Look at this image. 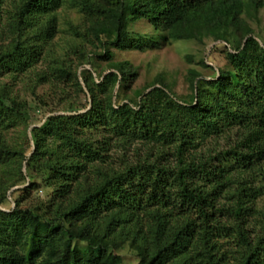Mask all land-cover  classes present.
Segmentation results:
<instances>
[{
	"label": "trees",
	"instance_id": "trees-1",
	"mask_svg": "<svg viewBox=\"0 0 264 264\" xmlns=\"http://www.w3.org/2000/svg\"><path fill=\"white\" fill-rule=\"evenodd\" d=\"M66 5L88 23L84 34L72 26L70 33L107 61L98 83L89 69L76 73L57 61L48 75L33 72ZM263 6L0 0L7 31L0 39L9 38L0 43V264H264V205L257 206L264 197V45L246 19ZM139 20L156 34L133 35L128 27ZM206 38L229 48L226 66L209 80L190 71L188 98L174 97L161 76L125 95L137 72L114 62L112 50ZM72 52L78 67L92 68L93 52ZM30 71L36 84L50 77L85 88L87 106L69 104L32 127L30 111L43 105L12 93ZM20 124L30 134L24 146L1 134ZM229 138L234 145L218 152L219 140ZM137 145L147 151L130 156ZM112 151L121 152L117 160ZM40 179L54 191L46 203L30 200Z\"/></svg>",
	"mask_w": 264,
	"mask_h": 264
},
{
	"label": "rangeland",
	"instance_id": "rangeland-1",
	"mask_svg": "<svg viewBox=\"0 0 264 264\" xmlns=\"http://www.w3.org/2000/svg\"><path fill=\"white\" fill-rule=\"evenodd\" d=\"M57 15L56 32L50 41H45V44L42 42L41 53L37 57L33 72H45L48 75L50 67L55 66L57 61L60 65L69 67L76 73H80L83 69H89L93 72V79L98 83V75L109 72H106L108 69L107 61L96 58L100 49L94 48L88 41L81 37H76L69 31L72 26L77 28V33L80 35L84 34L88 23L82 18V14L71 9L69 5L64 6L63 9H59ZM246 19L255 33L254 37L260 44L264 45V6L259 10L255 18L246 16ZM1 22L6 23L3 20ZM128 30L133 35L138 34L150 37L156 34L145 20L132 23L129 25ZM1 33L7 34L5 26L0 28ZM8 39H0V43L6 44ZM76 47L83 49L85 53L93 52L91 57L93 63L92 68L90 66L78 67L79 56L72 52V49ZM228 49L227 46L213 43L211 39L206 38L202 41L172 40L162 42L160 49L156 51L145 49L143 52H118L114 50L112 52L114 53V62H129L137 72L130 88L125 92L126 96L132 97L133 91L142 90L146 85L152 83L156 77L161 76L171 86L174 97L188 98L190 95V88L187 82L189 72L196 71L206 80L215 78L218 70L226 66L224 51ZM202 62L208 67L202 66ZM33 72L30 71V73L23 75L18 81H15L12 88V93L21 102L32 105L38 100V103L43 105L39 110L30 111L32 127L39 126L46 118L52 116L55 112H59L69 104L79 108L87 106L88 95L85 88H83L84 92H79L76 90L73 82L66 80L57 82L50 77L47 78L46 82H38L36 84ZM5 79H7L5 80L8 81L7 83H10L9 78ZM22 129L23 125L20 124L16 128L2 130L1 134L8 141L10 140V142L19 143L24 146L26 140L30 139V134L29 131L26 134L22 133ZM218 144L217 151L219 152L224 149L227 150L229 146H233L234 140L232 138L231 141L230 138L220 139ZM212 148L214 149V146ZM146 151V147L137 145L129 155L135 156L134 154L136 152L143 154ZM120 154L121 152L116 153V151H112L110 153L111 161L117 160ZM53 192L52 190L46 189L44 180L40 179L36 190L30 193V200L46 203L54 195ZM262 205H264V197L257 201L258 207H262ZM11 206L13 205L11 204ZM9 207L5 205V209ZM128 262V264H136L135 261Z\"/></svg>",
	"mask_w": 264,
	"mask_h": 264
}]
</instances>
